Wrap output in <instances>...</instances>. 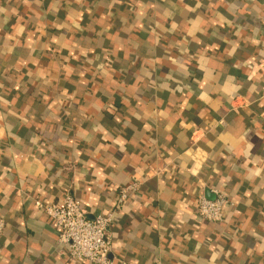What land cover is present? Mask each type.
Listing matches in <instances>:
<instances>
[{"label": "crops", "instance_id": "1", "mask_svg": "<svg viewBox=\"0 0 264 264\" xmlns=\"http://www.w3.org/2000/svg\"><path fill=\"white\" fill-rule=\"evenodd\" d=\"M65 191L114 264H264V0H0V264H89L33 203Z\"/></svg>", "mask_w": 264, "mask_h": 264}, {"label": "built area", "instance_id": "2", "mask_svg": "<svg viewBox=\"0 0 264 264\" xmlns=\"http://www.w3.org/2000/svg\"><path fill=\"white\" fill-rule=\"evenodd\" d=\"M141 184L133 182L120 188L117 205L123 204L128 193L136 192ZM213 193L212 198L204 195L197 198L196 215L214 224L226 223L227 210L234 209L236 203L216 189ZM33 203L53 220L58 230L57 245L64 248L66 258L89 264H114L110 254L112 212L90 216L81 209L79 201L69 191L64 192L62 200L57 204H43L38 198H34ZM4 230L5 222L0 217V238Z\"/></svg>", "mask_w": 264, "mask_h": 264}, {"label": "trees", "instance_id": "3", "mask_svg": "<svg viewBox=\"0 0 264 264\" xmlns=\"http://www.w3.org/2000/svg\"><path fill=\"white\" fill-rule=\"evenodd\" d=\"M58 119H60V118H58Z\"/></svg>", "mask_w": 264, "mask_h": 264}]
</instances>
